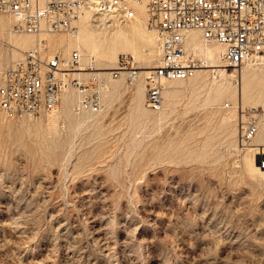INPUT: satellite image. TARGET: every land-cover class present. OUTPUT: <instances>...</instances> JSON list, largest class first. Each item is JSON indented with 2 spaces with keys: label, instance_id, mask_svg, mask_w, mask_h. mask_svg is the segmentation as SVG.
Segmentation results:
<instances>
[{
  "label": "rangeland",
  "instance_id": "374dc122",
  "mask_svg": "<svg viewBox=\"0 0 264 264\" xmlns=\"http://www.w3.org/2000/svg\"><path fill=\"white\" fill-rule=\"evenodd\" d=\"M148 35L152 42L118 56L132 54L147 68L157 63L156 36ZM6 36L0 77L21 58ZM49 47L65 59L74 50L65 56L66 45ZM81 53L84 66L95 57L104 77L117 61L101 49ZM248 66L264 72V63L245 64L230 78L234 87ZM138 83L130 90L122 80L112 103L105 94L100 114L72 108L80 122L60 120L57 131L46 125L53 114L9 119L0 111V264H264V179L245 168L256 151L238 145V104L209 101L193 80L177 84L160 111L144 101L146 112H138ZM260 97L239 105L264 109Z\"/></svg>",
  "mask_w": 264,
  "mask_h": 264
},
{
  "label": "built area",
  "instance_id": "2783aa9c",
  "mask_svg": "<svg viewBox=\"0 0 264 264\" xmlns=\"http://www.w3.org/2000/svg\"><path fill=\"white\" fill-rule=\"evenodd\" d=\"M138 2H144L147 25L157 32L159 62L142 69L134 56L120 54L110 75L113 79L125 77L132 86L145 72V104L153 111L163 107L164 82L187 80L206 67L186 47L191 31L223 46L222 68L236 79L245 63L259 64L264 59V0H0V23L11 18L17 34L77 35L86 14L91 13L98 25L102 19L132 21L137 17L132 8ZM81 60L76 50L67 62L60 54L49 53L44 40L36 48L24 50L22 58L8 65L0 78L1 113L9 119L52 113L69 88L82 97L75 106L77 111L101 112L107 84L73 78L75 72H81ZM235 109L237 141L245 150L259 132L264 109L239 104ZM259 159L264 168V154Z\"/></svg>",
  "mask_w": 264,
  "mask_h": 264
},
{
  "label": "bare ground",
  "instance_id": "6f19581e",
  "mask_svg": "<svg viewBox=\"0 0 264 264\" xmlns=\"http://www.w3.org/2000/svg\"><path fill=\"white\" fill-rule=\"evenodd\" d=\"M132 15H137V17L132 21L121 22L117 19H113L112 22H108L102 19V25H98L97 23L94 22L92 14L88 13L82 18L80 22V29H79L78 34L77 35L67 34L68 36H71L68 39L66 38L57 39V38H54L53 36V35H64V34H41L39 36H36L33 34H17L13 31V28H12L13 20L11 18H4L2 22L0 23V34L2 37H5V35H7L6 37L9 40V44H6V45L8 46V49L12 52L15 58H18L20 56L22 58V52L24 50L36 48L39 45L40 40L46 41V45L49 48V53H53V54L58 53V52L52 51L49 47L50 44L54 46H58L59 48L64 47V45H66L64 49L65 51L63 50L65 56H68L72 49L79 51L80 53L83 50L85 51V49L91 50V51H96V50L101 49L102 54L104 55L106 59L111 60V61L112 60L116 61L117 59L114 66L109 70L108 76L104 77L102 75V68L99 66L98 62L93 56H90L88 58L87 65L84 66L83 65V55L81 53V56H82V60H81L82 64H81V69H80L81 72H75L73 74V78L79 79V81L82 83H88L90 81L94 82L96 79L103 80L104 82H106L107 90L103 92L102 103H103V98L105 94L107 95L106 97L108 98L107 99L108 103H112V101L120 95L121 93L120 83L122 82V80L126 84L127 88L131 90L143 78L145 86L142 82L138 83L136 92L133 97V102L135 106V111L144 113L146 112V110L144 109L145 108L144 101L146 100V95H145L146 82L144 80L145 72L141 75L140 78H138V80L132 86L127 84L125 77L113 79L110 75V71L113 70L117 65L118 54L121 51L122 52H136L139 41H143L147 43L152 42L150 39V35H148L150 33H155V36H156L157 55H158L157 63L159 62V59H160L159 52L160 51H159L158 36H157L156 30L149 28L147 25V13H146V7H145L144 2H138L134 4V8H132ZM101 26L103 27L101 28ZM112 26H114L115 28L111 29ZM102 30H105L106 32L102 33ZM0 42L2 43L1 37H0ZM211 43H214V42H208L204 40L201 32L199 31H191L188 34L187 46H186L187 49L191 51V53H193L195 56H198L197 54L203 56L202 58L204 59V62L206 63V67L204 69H200L199 71H197V73L193 77L187 80L164 82L165 87H164V92H163V98L164 97L173 98L177 93V89H176L177 84L189 82V81L191 82L195 80V81H199L200 85H203L204 87L207 88L208 99L211 102H218L222 99H230V100H233L232 102H234L236 105L241 104V103H243L244 105H257L259 103L257 100V95H260L264 101V86L261 87L259 83L262 77H264V72H260V71L257 72L256 69L248 66L241 71L242 81L240 85L238 87L236 86L234 87L232 82L230 81L231 77L234 78L233 75H230L229 73H227L226 70L222 68V54L224 51L223 46L217 43H214V44H211ZM74 50H72V52ZM123 54H128V53H123ZM60 56L62 57L61 54ZM70 56L67 59H65L64 57L62 58L65 59L67 62V60L70 59ZM135 59L137 60L136 57ZM18 60H13L11 61V63L18 61ZM138 63L142 69H150L157 65V63L153 61L151 66L147 68L143 64H141V62H138ZM248 63H253V62H248ZM248 63H245V64H248ZM263 63H264V59L259 64H263ZM90 67H91V70H90ZM202 71H208L210 75L213 76L214 80L209 82L208 74L204 75V72L203 74H201ZM83 72H86L89 74V77L86 80H81V78L76 77V74H80ZM218 77H220L221 80L219 81L215 80ZM109 83H111L110 90H109ZM69 89L73 90L74 88H69ZM69 89L64 91L62 95V100H61V102H63L62 109H59L58 107L56 111L49 113V114H45V115L53 114L52 116L49 117V120L46 122L48 129L57 131L60 120H63L65 123L69 125H78V123L80 122V118L75 117L72 114V108H74L75 113L79 115L83 113H89L93 115L95 114L97 115L101 113V112L92 113V112H85V111H80V112L77 111L75 106L77 105V103L80 102L82 97L80 94H78L79 100L76 103L78 96L76 98V96ZM263 105H264V102H263ZM241 106L245 107L243 105ZM147 109L149 108L147 107ZM154 112H157V111H154ZM24 118H35V117H24ZM235 119H236V113H235ZM263 122L264 120L259 125L260 132H258L257 135L254 137L252 144L250 146L251 148L250 150L256 151L255 154L253 153L251 154L252 156H246L244 158V165H245L246 170L249 173H251L253 176L259 177L261 179H264V168L261 167V163H260V167L258 166L257 160L255 158L259 159V156L264 154V123ZM236 129H237V125H236Z\"/></svg>",
  "mask_w": 264,
  "mask_h": 264
}]
</instances>
